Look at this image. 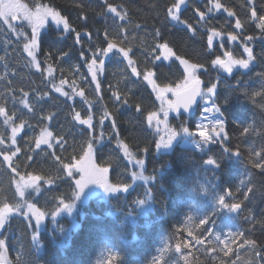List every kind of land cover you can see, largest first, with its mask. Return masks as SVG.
Segmentation results:
<instances>
[{
	"label": "trees",
	"instance_id": "1",
	"mask_svg": "<svg viewBox=\"0 0 264 264\" xmlns=\"http://www.w3.org/2000/svg\"><path fill=\"white\" fill-rule=\"evenodd\" d=\"M14 1L28 8H54L71 28L48 24L32 58L25 50L30 30L14 24L13 31L0 16V208L15 211L0 228L6 263L104 264L115 254L113 264H264V33L252 17L253 10L264 16V0H188L177 12L183 23L168 15L177 0ZM109 4L124 19L109 12ZM237 20L240 29L235 28ZM212 30L221 37H213L209 50ZM229 33L238 40L229 42ZM249 36L253 39L246 40ZM109 40L129 50L140 74L133 75L114 49L104 58L97 92L87 65L92 52ZM160 43L176 55L156 59ZM245 44L254 55L247 67L225 73L212 66L211 60L226 51L246 58ZM176 56L203 65L197 72L203 90L216 85L211 101L222 116L223 134L200 149L180 142L157 148L156 133L146 119L149 112L159 111L160 103L144 74L152 72L160 87L176 85L184 77ZM199 112L197 106L186 116L168 115L169 125L176 131L193 130ZM77 113L81 119L90 115L92 127L80 124ZM12 127H20L15 143ZM45 130L52 136L42 137L41 143L49 139L52 147H37ZM89 142L96 165L109 169V182L128 187L78 203L77 224L59 242L49 226L51 212L60 200H76L77 173L69 176L68 167L80 160ZM120 142L131 155H125ZM130 158L143 160L146 181L133 179ZM210 158L215 165L206 163ZM29 175L36 177L35 186L19 195L14 181ZM141 201L149 203L143 211ZM27 203L45 215L40 248L32 240L31 218L21 211ZM229 204L240 209L232 214L224 206ZM69 221L67 215L57 220L64 225Z\"/></svg>",
	"mask_w": 264,
	"mask_h": 264
},
{
	"label": "snow or ice",
	"instance_id": "2",
	"mask_svg": "<svg viewBox=\"0 0 264 264\" xmlns=\"http://www.w3.org/2000/svg\"><path fill=\"white\" fill-rule=\"evenodd\" d=\"M184 2V0H177V2L168 10V15L171 17L172 20L174 21H179V16L177 15V12L180 9V5ZM216 9H219L221 7V4L219 2H216L213 5ZM212 9L210 8L209 11ZM108 11L115 14L116 16L120 17V19H124V17L121 15L120 12L117 11V8L108 5ZM225 11L228 12L229 16L233 15V12L229 9H225ZM201 18L203 19L204 14L203 13H198ZM49 15L53 19L54 22L60 24L63 26L65 31L70 30V24L67 21L66 18H63V16L54 8H50L48 6L43 7V14L41 16V19L37 25L32 26L33 29V36L31 37L30 44L25 45V50L29 52V55H33V53L37 49V43H36V35H38L40 31V27L44 25V16ZM252 17L254 20H258L259 22L256 24V27L261 30L262 33H264V16L257 17V14L255 10L252 11ZM183 23V21H179ZM189 30L191 31L192 28L189 25ZM242 27L241 22L239 20L236 21L235 23V28L240 29ZM74 31V29H72ZM87 35V33H85ZM159 35V33H156ZM107 38V33L105 34ZM213 37L220 38L221 33L216 32L214 30L210 31L207 40H208V47L209 50L212 49L213 47ZM246 40H251L253 37H245ZM228 40L229 42L237 41L238 36L234 35L232 33L228 34ZM76 43H80V33L76 32ZM30 45V46H29ZM222 46V45H221ZM157 48L160 49V56L156 57V59H160L161 57L164 60H169L170 57L175 56L176 54L173 52V49L168 46L167 43H160L156 45ZM115 49L116 52H118L128 63L129 67L131 68V71L133 75H139L140 73L137 70V67L135 66L134 61L130 58L129 56V50L123 48V47H118L116 43H114L112 40H109L107 43L106 47L103 48H97L95 51L92 52V58L90 62L88 63L87 67L88 70L91 74V79L92 82L96 84V90L97 92L100 91V83L98 81V76L103 73V66L105 62V57L108 56L109 53H111ZM243 52L246 54V58H234L231 52L226 51L224 53V56L226 59H222L219 56L211 60V64L214 67H220L224 71L231 72L232 68L236 65H239L241 68H245L248 66V63L254 59L253 51L252 49L247 46L246 44L243 45ZM99 58V59H98ZM176 59L179 61L180 65L183 66V72H184V77L182 82L177 83L174 87L172 86H163L160 87L156 84L155 80L153 79V73L152 72H146L144 74L143 79L152 87L153 92L156 95L157 100L160 101L161 107L159 109V113H162L163 119L159 117V114L156 111L149 112L147 115V122L149 127L152 126L153 122L157 125V133L164 132L166 133V138L165 135H160L159 139L156 142V147H167L169 144H171L172 140L174 137L177 135V131L173 129L168 122V115L169 112H176L177 109L183 108L185 111H187L192 105L193 100L197 94L201 92V85L202 81L198 77V70L203 68V65L197 64V63H191L188 60L181 58L179 56H176ZM33 63H35V59H33ZM49 74H51V68L48 69ZM64 81H61V84H63ZM216 87L215 84L210 85L206 91L208 93H213L214 88ZM57 92H61L62 95H67V93L62 92L61 88L57 87L56 88ZM75 91V88L73 89ZM170 93L171 94V99L167 98V95ZM78 95L83 96V93H77ZM113 96L117 99L120 100V96L117 93H113ZM71 98V97H69ZM127 103V100L124 101ZM27 107V105H25ZM215 109L218 111L219 109L216 108L215 105H213V108L205 109V111H212ZM137 111H141L140 106H137ZM4 114V109L0 107V115ZM104 117L105 118H110L109 113L107 111L104 112ZM75 119L82 125H87L89 128L92 127V117L89 115L87 119H81L80 114L77 113L75 116ZM7 123V120L5 121ZM103 123V121H101ZM163 125V128H160L159 126ZM222 126V125H221ZM115 122H113V128H115ZM204 126L197 124V132L191 133L194 135H201L203 136V132L200 131ZM181 131H184L186 133L189 132L188 128H182ZM12 132V140L13 143H15V137L17 133L20 132V127H12L11 129ZM52 133L45 130L41 133L40 138L37 139L36 145L39 147L41 144H47L49 147H52L51 144H49V139H45L41 143V138L42 137H51ZM97 141H99V137L96 138ZM207 142V140H205ZM0 143H3V140H0ZM120 146L125 150V155H131V153L128 152L127 150V145L123 144V142H120ZM93 144L91 142L88 143L87 145V150L84 152V155L81 156L80 160L69 167L68 169V175L71 176L73 171L79 172L80 178L75 180V186L76 190L73 193V196L78 197L81 192H83L84 188L90 184V183H95L101 186L106 192L109 191H117L118 189H124L128 187V185L125 184H117L114 185L109 182L108 179V172L109 169L107 167H98L96 163L94 162L93 159ZM146 151V150H145ZM4 159H9L8 156H5ZM137 164L142 165L143 160L138 159L136 160ZM206 163L213 164L215 165V161L213 159H209L206 161ZM217 166V165H216ZM46 183H51V180H46ZM35 186V183L33 182L32 184H27L25 187H33ZM37 191H39V188H37ZM223 198H221V201ZM142 202V201H141ZM72 202L70 203H65L63 200H60L59 206L56 207L51 214L53 216L56 215L57 212H59L61 209L67 210L69 213L72 211ZM225 207H228V205H224ZM9 208H5L4 212L5 215L0 216V227H2L6 220L8 219V213H9ZM44 212L42 211L41 213H38L36 216V221L39 223L43 219ZM35 238V237H34ZM5 242V241H4ZM117 257L115 254H112L108 257L107 261L104 262V264H113V261H115Z\"/></svg>",
	"mask_w": 264,
	"mask_h": 264
},
{
	"label": "rangeland",
	"instance_id": "3",
	"mask_svg": "<svg viewBox=\"0 0 264 264\" xmlns=\"http://www.w3.org/2000/svg\"><path fill=\"white\" fill-rule=\"evenodd\" d=\"M42 14H43V6H35L33 8H28L23 4H18L14 0H0V16H1L3 23L6 25V27H8L9 29L14 31V30H16L14 28V24H17V25H22L23 27H27L30 30V38L27 41V44H30L31 37L33 36L32 26L37 25L39 23ZM15 20L17 22H15ZM48 24L59 25L58 23L53 21L51 16L46 15V16H44V25L40 27L39 33L43 29H45ZM35 38H36V43H37L38 35H36ZM28 54H29V52H28ZM34 54H35V52L33 53V55H30V56L32 58H34ZM221 58L225 59L224 54H223V57H221ZM237 66L238 65L234 66L232 69L236 68ZM181 67L183 69L182 65H181ZM174 86H172V87H174ZM206 89L207 88H205L202 91L201 101H200V104L198 105L200 112H199V115L197 117L194 129L189 130L188 133L181 131L182 128L179 129L177 131V135L174 137L171 144H169L167 147H163V146L159 147V149L169 148L174 142H180L182 144L190 145L196 149H200L201 147L204 146V144H207L208 142L212 141L214 138H218L223 134L222 126H221V125H223V119H222V116L219 113V111H216L215 109H213L210 112L205 111V109L213 108V105H214L213 102L211 101V94H213V93H208L206 91ZM166 95H167L168 99L172 98L170 93H168ZM159 103H160V101H159ZM160 107H161V104H160ZM157 113L159 114V117L161 119H163L162 113H159V111ZM197 124L204 126L202 129H200V131L203 132V136L191 134V133L197 132V128H196ZM152 127L156 133L157 140L159 139L160 135H165V138H166V133H164V132L157 133V130H156L157 125L155 124V122H153ZM159 127L163 128V125H160ZM205 140H207V142H205ZM7 160H9V159H7ZM78 161H76L75 163H77ZM129 162L134 167L133 179L135 181H146V177L143 174V164L142 165L137 164L136 159H133V158H130ZM74 164H72V165H74ZM71 166H69V167H71ZM69 167H68V169H69ZM74 172L77 173L76 174L77 179H79L80 176H79L78 170L74 171ZM33 182L36 183V177H33V176L30 177V175L17 178V180L14 181L16 192L19 195L22 194L23 190L26 188L25 185L32 184ZM120 190H122V189H118L117 191H114V192H112V191L106 192L98 184H95V183L88 184L84 188L83 192H81L80 195L78 197H76V200L72 203L73 206H72V211L70 213L67 210L61 209L59 212L56 213L55 216H53V215L51 216L52 218H51V222H50L49 226L53 230L55 229V233H58V236H59L58 241L62 242L65 239L64 236L67 235L69 229L74 228L76 226V224H77L76 215H77V210H78V206H77L78 203L85 201L88 197H90L92 195H97L99 197L105 198V197L109 196L110 194H114ZM148 206H149V203H147L146 201H144V202L142 201L140 203V209L142 211L144 210V208H146ZM230 207H231V204H229L227 207L228 211H229ZM5 208H9V210H10L8 215L15 212L10 207H2V208H0V216L5 215V212H4ZM22 209L23 210H21V211L23 212V214L25 216H27L28 218H31V220L33 222L32 224L30 223V229H32L31 230L32 240L37 245V247L40 248V240H38L39 239V230L42 229V227L44 228L45 215H43V219L39 223H37L36 216L38 213H41L40 210H38L36 207H34L32 204H29V203H27L24 206V208H22ZM63 215H67L68 217H70V221L68 222V225H64L63 223L57 222V220ZM3 251L4 250L0 247V261L7 262L5 253ZM180 251L181 250H178V253L185 255L184 253H186V252H183V251L180 252Z\"/></svg>",
	"mask_w": 264,
	"mask_h": 264
},
{
	"label": "water",
	"instance_id": "4",
	"mask_svg": "<svg viewBox=\"0 0 264 264\" xmlns=\"http://www.w3.org/2000/svg\"><path fill=\"white\" fill-rule=\"evenodd\" d=\"M187 2H188V0H184V2L180 5V9H184L186 7V5H187ZM226 73H228V72L226 71ZM202 85H203V82H202ZM202 85H201V88H202ZM200 98H201V92L195 96L192 105H190V107H189V109L187 111H185L183 108H179V109H177L176 112L170 111L169 115L176 116V115H179V114H185V116H186L188 114H191L193 112V110L196 108V105L199 104ZM228 194H229V192L226 191L225 192V196L227 197ZM239 209H240V206L238 204H234L231 207L232 214H235ZM0 264H6V263L0 261Z\"/></svg>",
	"mask_w": 264,
	"mask_h": 264
}]
</instances>
